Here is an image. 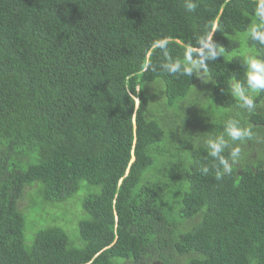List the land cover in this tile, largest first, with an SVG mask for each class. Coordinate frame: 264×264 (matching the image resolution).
Returning a JSON list of instances; mask_svg holds the SVG:
<instances>
[{
  "label": "trees",
  "instance_id": "trees-1",
  "mask_svg": "<svg viewBox=\"0 0 264 264\" xmlns=\"http://www.w3.org/2000/svg\"><path fill=\"white\" fill-rule=\"evenodd\" d=\"M262 2L0 0V264H264V92L251 113L230 94L247 54L264 58L249 36ZM205 33L223 49L211 84L160 67L158 42L183 63ZM196 93L211 106L198 129L178 117ZM238 111L243 161L202 174L197 137ZM37 186L52 213L84 214L82 246L49 223L30 235Z\"/></svg>",
  "mask_w": 264,
  "mask_h": 264
},
{
  "label": "clouds",
  "instance_id": "clouds-1",
  "mask_svg": "<svg viewBox=\"0 0 264 264\" xmlns=\"http://www.w3.org/2000/svg\"><path fill=\"white\" fill-rule=\"evenodd\" d=\"M185 10L195 12L197 0H184ZM258 22L249 29V36L253 41L264 45V2L256 10ZM214 33L201 34L196 38L195 53L185 54L184 62L175 59L164 42H158L161 49L162 61L160 67L167 73L192 77L195 75L202 81H210L206 61H215L221 57L222 47L213 40ZM245 76L243 81H233L230 94L237 101L238 109L253 112L257 107L256 95L264 92V58L248 55L244 58ZM254 133L250 125L242 123L241 112L229 116L218 132H207L197 137L195 143L202 144L212 159L211 167L205 165L200 168L204 175L214 170L215 179L221 180L232 172L234 166L241 164L244 159L243 145L252 140Z\"/></svg>",
  "mask_w": 264,
  "mask_h": 264
},
{
  "label": "rangeland",
  "instance_id": "rangeland-1",
  "mask_svg": "<svg viewBox=\"0 0 264 264\" xmlns=\"http://www.w3.org/2000/svg\"><path fill=\"white\" fill-rule=\"evenodd\" d=\"M248 55H253V54H247V56ZM208 82L211 84L213 81L210 80ZM208 82L205 80L203 83L206 86ZM206 97L207 96H205V95H200V94L196 93V96L192 99V100L195 99V103L192 106V107H194V109L189 108V109L184 110V111L178 110V117L180 118L182 123L190 124L191 128H194V129H198L200 124L205 123L204 119H203V114L205 115V112L207 113V110L211 106L209 105L208 102H207V106L202 105V108L206 109V110H204L205 112H203L201 109H198L196 111L195 108H196V106L201 105L199 103H203L206 100ZM209 99L212 100V96H210ZM219 109H221V108H219ZM182 123L180 124L181 130H182V128L186 127ZM179 138L181 139L180 136H179ZM175 143L178 144L177 141H175ZM177 165H180V164L177 163ZM184 166L188 167L187 164H184ZM81 184L84 187V189L81 188L80 191L83 190L85 192V195L89 194L85 191L87 184L84 181H82ZM38 186L35 187L37 189V191L35 189H33L30 192L31 200H30L29 206L26 208V213L28 215L33 216L35 221H38L36 223L38 226L29 229L30 235H31V230H33V229L36 230L40 227H44V226H48V225H57L67 233L69 240L73 246H75V247L82 246V242L80 241L79 236H78L77 221L80 218H82L84 216V214L83 213L76 214L74 211L75 210L74 205H72V207H73L72 208L70 206V204H66V203H63V205H62V203H60L59 206H61V209L59 211H57L56 213H52L50 211V209H47L43 205L42 199L40 200L38 198V195L36 194V192H39ZM35 194H36V199H35V202L32 203V200L35 198ZM55 215H57L58 218L55 217ZM72 219L75 221V224H74V226L68 227L67 224ZM46 223H49V224L46 225Z\"/></svg>",
  "mask_w": 264,
  "mask_h": 264
}]
</instances>
